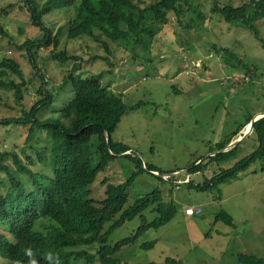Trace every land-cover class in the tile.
Here are the masks:
<instances>
[{
    "label": "rangeland",
    "instance_id": "rangeland-1",
    "mask_svg": "<svg viewBox=\"0 0 264 264\" xmlns=\"http://www.w3.org/2000/svg\"><path fill=\"white\" fill-rule=\"evenodd\" d=\"M46 1L35 0L37 9L42 10ZM141 1L148 5L158 0ZM249 2L192 0L191 9L184 6L179 19L173 12L169 13L164 23L151 27L153 38H145L137 46L103 38L108 45L106 50L91 37L69 40L64 33L56 46L32 49L39 73L30 63L24 42L27 39L37 42L44 32L32 25L21 0H0V12L6 10V14L0 15V25L6 32V36L0 35V60L6 57L20 65L23 86L27 89L17 102L14 89L0 87V121L21 118L41 97L37 91L42 86L53 94V103L41 109L39 118L56 117L74 96L69 85L60 88L69 75L66 70L78 66L73 73L95 78L109 92L122 97L126 113L112 139L128 146L143 165H152L163 174L180 172L170 180L146 170L134 177L127 190L125 208L157 189L163 202L172 203L176 212L165 225L146 230L134 243L122 247L113 256L121 264H165L166 258L181 264H238L237 255L241 253L264 259V159L218 188L198 191L193 186L204 184L220 168L231 167L235 161L252 154L258 146L255 137L250 134L238 143L236 160L219 166L211 164L202 173L186 174L199 162L205 163L217 151V145L224 143L241 125L243 128L232 141L242 136L248 130L249 117L264 112L261 42L264 41V16L255 15ZM9 5L12 7L7 8ZM225 7L232 10L231 22L222 13ZM51 13H45L42 22L53 34L72 17V10ZM241 14L256 28L258 38L243 25ZM62 51L77 59L62 66L52 59L53 54ZM5 80L21 82L14 74ZM138 102L146 104L132 110ZM33 134L27 139L26 127L0 125V152H16L23 163L28 155L36 159L31 149L34 142L38 139L43 144L40 150H44L48 141L44 132ZM34 170L47 173L49 167L45 163ZM134 172H137L136 166L130 158L115 157L90 185L89 198L102 200L107 184H122ZM0 192H5L1 178ZM197 207L202 209L201 215H185L186 208ZM221 211L231 217L233 226L218 220ZM142 214L148 224L157 218L152 208ZM142 219L137 216L125 222L111 233L107 244L113 246L132 236L142 225ZM109 226L106 224L105 230ZM150 242H154L151 248L141 247ZM99 247L93 244L77 249L95 254ZM1 262L6 264L2 259ZM77 262L71 261V264ZM92 264H100L98 258Z\"/></svg>",
    "mask_w": 264,
    "mask_h": 264
},
{
    "label": "trees",
    "instance_id": "trees-1",
    "mask_svg": "<svg viewBox=\"0 0 264 264\" xmlns=\"http://www.w3.org/2000/svg\"><path fill=\"white\" fill-rule=\"evenodd\" d=\"M21 1L30 14L32 25L44 32L41 40L34 42L27 39L24 42L30 63L38 72L39 68L31 55L34 47L39 50L51 44L56 46L59 37L64 33L69 40L83 36L91 37L102 43L106 50L108 45L103 38L112 43L142 45L145 38H153L152 26L158 22L164 23L172 12L179 19L184 13V6L191 9L192 0H158L148 5H143L141 0H47L42 10L37 9L35 0ZM249 3L255 15L264 16V0H250ZM11 7L12 5H9L7 8ZM55 10H72V17L65 27L59 26L53 34L52 29L43 24L42 17L45 13L50 14ZM222 13L228 22L233 20L231 8L225 7ZM1 14H6V10H2ZM240 18L243 25L258 38L256 28L249 20L242 14ZM5 34L0 25V35L6 36ZM261 42L264 46V41ZM226 54L228 55V52ZM52 59L66 66L68 61L74 62L77 58L62 51L53 54ZM77 69L78 66H73L66 70L69 75L63 79L60 88L69 85L74 96L56 117L39 118L41 109L53 103V94L45 91L42 86L37 91V95L41 97L27 112L22 113L21 118L0 121V125L4 126L26 127L29 130L27 139L33 132H44L48 141L44 150H40L43 144L37 139L31 147L36 159L34 155H28L25 163L16 152H0V178L5 186V192H0V259L6 264H71V261L92 264L96 258L100 264H121L113 256L122 247L134 243L146 230L165 225L176 212L172 203L163 202L157 189L125 208L127 190L137 174L145 170L163 173L147 163V169H144L142 161L128 146L112 139L120 119L126 113L122 97L109 92L95 78H84L81 74L73 73ZM9 74L16 75L21 82L6 81ZM40 78L42 79V76ZM23 84L20 65L10 58L0 60V87L14 89L17 102L22 100L27 91ZM145 104L138 102L131 109L137 110ZM252 118L249 117L246 123H250ZM242 128V125L239 126L238 131L224 143L218 144L215 150L225 148L238 136ZM106 133L110 137L108 144ZM251 135L258 144L252 154L235 161L231 167L220 168L219 172L209 180L206 179L204 184L193 186L198 191L218 188L235 180L239 173L246 171L251 164L263 160L264 117L253 124ZM237 148L238 144L226 152L210 156L205 163L199 162L188 169L186 174L202 173L211 164L219 166L236 160ZM126 152L131 154L123 157L130 158L135 163L137 172L122 184H107L102 200L89 198V187L97 175L117 157L115 155ZM45 163L49 167L47 173L34 170L38 165ZM148 208H152L157 214V218L150 224L142 219V213ZM137 216L141 217L142 225L136 232L109 246L107 243L111 233ZM218 220L233 226L231 217L224 211L219 213ZM106 224H110L107 230L104 228ZM93 244L100 246L95 254L77 249ZM153 245L154 242H150L141 247L149 249ZM237 263L264 264V259L241 253L237 255ZM165 264L181 262L166 258Z\"/></svg>",
    "mask_w": 264,
    "mask_h": 264
},
{
    "label": "water",
    "instance_id": "water-1",
    "mask_svg": "<svg viewBox=\"0 0 264 264\" xmlns=\"http://www.w3.org/2000/svg\"><path fill=\"white\" fill-rule=\"evenodd\" d=\"M262 117H264V112H262L261 113V116L260 117H258V118H256V116H254L253 118H252V120H251V122L249 123V128H248V130L245 132V133H243V135L242 136H240V137H238L235 141H231L225 148H223V149H220V150H217L216 152H214L211 156H213V155H215V154H217V153H222V152H226V151H228V150H230V149H232V148H234L239 142H241L245 137H248L251 133H252V130H253V124L258 120V119H260V118H262ZM106 135V141H107V144H108V141H109V139H110V137H109V135L106 133L105 134ZM127 154H131V152H126V153H124V154H121V155H115V156H123V155H127ZM143 168L144 169H147V167H146V165L144 164L143 165ZM147 172H149L150 174H153V175H155V176H157V177H159V178H161V179H167V178H170V177H173V176H175V175H178L180 172H175V173H167V174H159V173H157V172H152V171H147Z\"/></svg>",
    "mask_w": 264,
    "mask_h": 264
},
{
    "label": "built area",
    "instance_id": "built-area-1",
    "mask_svg": "<svg viewBox=\"0 0 264 264\" xmlns=\"http://www.w3.org/2000/svg\"><path fill=\"white\" fill-rule=\"evenodd\" d=\"M202 214V209L200 207L197 208H186L185 215L187 216H197Z\"/></svg>",
    "mask_w": 264,
    "mask_h": 264
},
{
    "label": "bare ground",
    "instance_id": "bare-ground-1",
    "mask_svg": "<svg viewBox=\"0 0 264 264\" xmlns=\"http://www.w3.org/2000/svg\"><path fill=\"white\" fill-rule=\"evenodd\" d=\"M261 116V113H259V114H257L256 115V118H258V117H260ZM249 126V125H248ZM247 128H249V127H247Z\"/></svg>",
    "mask_w": 264,
    "mask_h": 264
}]
</instances>
